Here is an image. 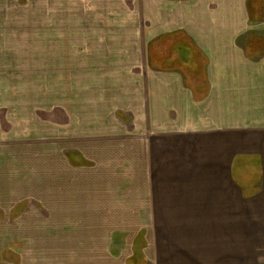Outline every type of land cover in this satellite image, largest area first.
Segmentation results:
<instances>
[{
    "label": "crops",
    "instance_id": "0c3cea01",
    "mask_svg": "<svg viewBox=\"0 0 264 264\" xmlns=\"http://www.w3.org/2000/svg\"><path fill=\"white\" fill-rule=\"evenodd\" d=\"M40 1L42 18L38 0H0V32L25 16L52 28L58 11L83 29L96 75L57 85L53 105L9 108L0 264L85 251L81 264H264V0ZM179 32L207 59L204 95L149 66L150 43ZM37 123L44 140L18 138ZM64 225L82 246L52 263L47 229Z\"/></svg>",
    "mask_w": 264,
    "mask_h": 264
},
{
    "label": "rangeland",
    "instance_id": "374dc122",
    "mask_svg": "<svg viewBox=\"0 0 264 264\" xmlns=\"http://www.w3.org/2000/svg\"><path fill=\"white\" fill-rule=\"evenodd\" d=\"M58 1H56V7L52 8L53 10H56L59 6L60 8H63L61 0ZM51 2L52 0L48 1L46 6ZM54 4L55 2H53V5ZM38 5L39 7L33 6L31 12L34 16L35 14L39 16L41 15L40 18H42V15H45V12L42 10V3L40 0H38ZM50 8L51 7H49V9ZM55 15L57 24L52 28L42 29L39 27L38 18H36V20H32L34 17L29 19L27 16H25L26 18H16L15 23H22L21 25L12 26L10 22L9 25L6 24L1 27L0 106L5 107L7 105V111L5 112V117L0 114V153L8 152L9 149L7 150V147H9V145L7 144V140L9 138L12 139L13 136L11 133L15 131L14 129H16L17 120H14L16 114L12 112L8 113L10 107L13 106L17 108V105L13 104L16 98L21 96L19 100H30L33 107L44 106L47 102L48 106L53 105V103L57 102L58 96H60V94L57 95L56 93L59 92L58 89L60 88V86L57 87V85H61V83H63L64 91L66 93V88L68 87L70 89L71 84L73 85L74 83L73 77H84L85 81L82 82V85L89 86V84H91L90 79L93 80V77L96 75H94L93 72L95 69L94 66L91 65V63H88L89 60L84 56V51H87L89 44L88 40L83 37V29L80 30V35L77 30L72 29L71 20L68 21V18H65V22L62 21L61 24L60 20L57 18L58 11H56ZM46 40L52 42L48 44ZM251 41L257 42L262 40L259 36L255 35L254 38H251ZM159 42L160 41L158 40L156 43L158 49L160 47L162 50L167 48V45H165L167 42L165 40L163 41L164 44ZM153 44L155 43H150L149 48ZM258 46L261 48L260 51L264 52L263 43ZM148 58L149 66H152L155 70L168 72L167 77H169L172 72H175L179 77H185L186 81L196 87V89L201 90L199 94H206L205 82H196L198 77H207L205 68L196 73L197 77H193L190 70L186 67L182 69V66L178 64H154L151 62L150 55ZM78 70L81 71L78 72ZM56 78L59 82L55 83ZM1 91L7 92V99L5 98L6 93ZM28 96H30V99H28ZM13 98L14 100H12ZM8 100L13 101L10 102L11 106H8ZM59 100H62V98ZM8 124L12 127L11 130L9 128L7 129ZM37 126H42V128H33L31 130V135L28 133L24 135L22 132L18 138H22V140L25 141L31 137L35 142L36 140H44V126L40 123H37ZM4 212L5 211L2 210L0 211V219H2V221L6 220V218H4ZM13 216L14 215L11 216V220H13ZM4 228L5 226L0 224V230ZM62 228V236H55V231H53V229H50L49 227L47 229V233L52 236H49V238H47L48 240L46 239L45 244L43 245H46V252L49 254V260H53L51 261L52 263L56 260V257L61 258L62 253H64L66 249H68V251H73V249L78 251L82 246L80 242L71 238L70 233L64 232V230H66V225ZM166 243L167 242H164L163 244ZM141 245L140 241H136L134 242L133 249L140 251L142 250ZM40 250L41 249H38L37 252ZM56 250L59 251L58 254H56ZM32 257L33 259H37L35 255ZM14 258L16 262H20V259L17 256L14 255ZM73 259L74 261H72ZM61 260L62 264L85 263L87 260L86 251L81 258L76 257L75 259L71 254L69 257H64L63 255Z\"/></svg>",
    "mask_w": 264,
    "mask_h": 264
},
{
    "label": "trees",
    "instance_id": "16d2710c",
    "mask_svg": "<svg viewBox=\"0 0 264 264\" xmlns=\"http://www.w3.org/2000/svg\"><path fill=\"white\" fill-rule=\"evenodd\" d=\"M164 40L167 42L165 44L167 48L164 50L161 47L157 48L156 43L158 41L150 46L149 55L152 63H160L161 65L178 64L182 66V69L184 67L188 68L193 77H197L196 73L205 68L207 62L205 55L186 33L179 32L165 35L159 39V43L162 44ZM196 82H202V77H198Z\"/></svg>",
    "mask_w": 264,
    "mask_h": 264
}]
</instances>
